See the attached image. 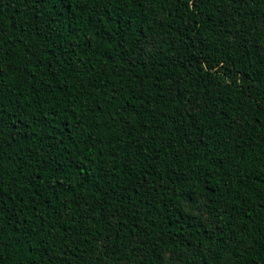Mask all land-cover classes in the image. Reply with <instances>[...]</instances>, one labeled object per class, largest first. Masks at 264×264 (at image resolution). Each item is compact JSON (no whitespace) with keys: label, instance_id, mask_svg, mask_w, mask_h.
<instances>
[{"label":"trees","instance_id":"trees-1","mask_svg":"<svg viewBox=\"0 0 264 264\" xmlns=\"http://www.w3.org/2000/svg\"><path fill=\"white\" fill-rule=\"evenodd\" d=\"M0 264H264V0H0Z\"/></svg>","mask_w":264,"mask_h":264}]
</instances>
